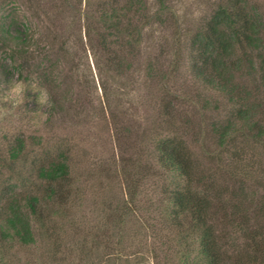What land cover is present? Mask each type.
I'll return each mask as SVG.
<instances>
[{
  "label": "rangeland",
  "instance_id": "374dc122",
  "mask_svg": "<svg viewBox=\"0 0 264 264\" xmlns=\"http://www.w3.org/2000/svg\"><path fill=\"white\" fill-rule=\"evenodd\" d=\"M8 1L25 15L38 43L35 58L20 73L0 44V196L12 187L19 197L42 190L35 165L63 151L70 157L72 193L68 206L53 208L57 216L50 214L54 216L49 227L59 248L52 264H111L115 253L119 264H177L178 239L160 214V181L143 178L144 166L148 160L154 166L155 140L170 129L168 116L161 112L167 102L174 106L168 117L174 123L171 128L197 155L202 146L219 149L208 124L224 118L228 108L222 97L218 110L213 109L214 101L204 104L205 96L213 100L217 95L195 83L187 57L194 32L225 0H141L139 9L148 17L136 21L139 40L125 35V42H134L125 47L129 67L122 73L109 69L89 45L87 25L91 29L89 16L99 0ZM118 1L122 5L126 0ZM251 4L264 18V0ZM40 63L54 71L60 108L53 106L51 93L34 72ZM234 81L251 87L249 78L238 73ZM18 139L25 143V155L10 165L8 149ZM235 145L253 159L254 175L264 173V141L240 137ZM221 157L218 183L231 184L228 156ZM200 161L207 167L209 156L201 155ZM257 178L244 179V186L261 184L258 192H264V179ZM125 200L130 212L122 221ZM143 221H148V229L140 227ZM242 240L237 234L236 243L242 245ZM51 246L13 247L11 263L50 264L42 259Z\"/></svg>",
  "mask_w": 264,
  "mask_h": 264
},
{
  "label": "trees",
  "instance_id": "16d2710c",
  "mask_svg": "<svg viewBox=\"0 0 264 264\" xmlns=\"http://www.w3.org/2000/svg\"><path fill=\"white\" fill-rule=\"evenodd\" d=\"M6 1L0 0V44L7 48L13 70L20 73L23 65L29 66V59L35 58L34 45L38 42L30 32L25 15ZM140 5L141 0H126L122 5L118 0H99L89 16L92 26L90 29L87 25L89 45L116 73L129 67L123 53L127 45L133 47L134 41L125 42V35L139 40L141 28L136 21L148 17L145 9H139ZM91 31H94L92 36ZM113 44L117 46L114 48ZM187 60L195 83L217 95L211 100L206 94L204 104L214 101L213 109L218 110L222 97L228 108L224 118L208 124L219 149L208 151L202 146L201 155L209 156L208 166L203 165L201 155L171 128L174 123L168 117L172 118L174 106L167 102L161 112L168 116L166 122L170 129H165L166 133L155 140L154 166L146 161L143 178L160 181V214L172 236L175 234L178 239L177 264H264V192H258L261 184L247 188L243 183L244 179L255 176L263 181L264 173L254 175L253 159L246 158L245 149L235 145L240 137L264 141L262 13L251 0L218 3L191 37ZM34 68L51 93L53 106L60 108L62 99L54 87L52 67L40 63ZM237 73L248 77L251 87L234 81ZM205 108L207 106L203 105ZM24 147V141L18 139L8 149L10 165L24 158ZM224 153L228 156L226 171L231 184L217 180V175L222 176L217 168ZM48 158L34 167L35 178L44 186L42 190L32 189L23 197L17 196L15 187L1 192L0 264H12L10 249L13 247L31 248L51 243L42 259L49 260L50 264L59 252V248H55L58 240L53 238L49 222L58 213L53 208L69 204L72 168L70 157L63 151ZM16 174L22 176L20 172ZM236 179L239 181L235 182ZM130 200L133 201L132 197ZM125 203L129 202L125 200L120 209L124 214L122 221L127 220L130 212V204ZM51 213L54 215L50 216ZM140 227L148 229V221L140 222ZM237 234L243 239L241 246L236 243ZM117 254L109 259L111 264H119Z\"/></svg>",
  "mask_w": 264,
  "mask_h": 264
},
{
  "label": "clouds",
  "instance_id": "9594fccd",
  "mask_svg": "<svg viewBox=\"0 0 264 264\" xmlns=\"http://www.w3.org/2000/svg\"><path fill=\"white\" fill-rule=\"evenodd\" d=\"M19 89L17 88V89H14V91H18Z\"/></svg>",
  "mask_w": 264,
  "mask_h": 264
}]
</instances>
